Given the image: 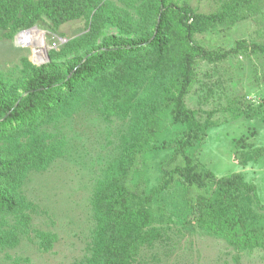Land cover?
Returning <instances> with one entry per match:
<instances>
[{
    "label": "rangeland",
    "instance_id": "obj_1",
    "mask_svg": "<svg viewBox=\"0 0 264 264\" xmlns=\"http://www.w3.org/2000/svg\"><path fill=\"white\" fill-rule=\"evenodd\" d=\"M230 1L177 3L188 4L196 13L211 14ZM142 3L98 0L89 17L56 28L39 20L32 26L41 41L38 45L19 39L20 32L32 27L14 31L0 27V83L7 91L21 92L20 84L30 64H64L110 35L140 39L146 33ZM236 11L242 18L192 36V45L214 57L233 49L237 53L215 60L194 57L184 104L205 125L206 137L187 147L186 153L217 177L238 172L254 184L252 209L263 222L264 0H253L249 11ZM95 18L101 24L96 42L75 45ZM239 41L244 47H239ZM171 92L175 87L170 81L149 71L135 90L132 108L124 115L107 117L100 102L101 85L88 83L62 103L55 117L31 131L0 139V149L14 156L21 154L22 144L39 139L51 153L40 167L27 168L21 184L14 189L16 208L12 212L0 210V264H96L103 224L94 211L95 193L122 169L145 116ZM184 129L183 123L173 121L164 110L154 140L139 157L134 179L144 183L143 195L149 197L155 219L148 227V240L136 246L128 264H264V248H236L197 225L195 197L210 195L213 185L199 188L177 179L158 191L162 167L175 158L173 141L182 137ZM259 148L263 149L260 157L244 166L239 164L237 151L254 158Z\"/></svg>",
    "mask_w": 264,
    "mask_h": 264
},
{
    "label": "trees",
    "instance_id": "obj_2",
    "mask_svg": "<svg viewBox=\"0 0 264 264\" xmlns=\"http://www.w3.org/2000/svg\"><path fill=\"white\" fill-rule=\"evenodd\" d=\"M252 1L232 0L216 13L202 14L188 4L178 5L177 0H142L140 9L146 33L140 39L132 41L110 35L64 64L55 61L30 64L20 84L21 92L7 91L0 83V139L31 131L55 117L62 103L88 83L101 85L100 102L107 117L124 115L132 108L135 90L149 71L174 85L175 92L165 96L163 103L145 116L122 169L95 193L94 211L103 224L96 264H128L136 246L150 236L148 227L155 216L149 197L143 195L144 183L134 178L139 157L154 140L164 110H168L173 121L183 123L185 129L182 137L173 141L176 156L162 167L158 191L177 179L199 188L213 185L210 195L195 197L193 208L197 225L225 238L236 248H264V220L260 222L252 209L256 199L255 185L246 182L238 172L217 177L186 153L187 147L206 137L205 125L198 122L194 112L184 104L194 57L215 60L237 53V49H233L214 57L200 46L192 45V36L242 18L236 10L246 8L249 11ZM97 5L98 0H0V27L14 31L45 20L56 28L68 21L89 17ZM100 25L96 18L93 19L89 31L75 45L94 44ZM237 44L244 47L243 41ZM262 151L256 149L254 158L243 151H237L235 156L244 166L260 157ZM20 152L19 156H14L0 149V210L7 212L17 206L14 189L21 184L27 168L40 167L51 158L43 139L25 142Z\"/></svg>",
    "mask_w": 264,
    "mask_h": 264
},
{
    "label": "bare ground",
    "instance_id": "obj_3",
    "mask_svg": "<svg viewBox=\"0 0 264 264\" xmlns=\"http://www.w3.org/2000/svg\"><path fill=\"white\" fill-rule=\"evenodd\" d=\"M19 39L25 40L28 43L29 42L34 43L36 45H38L41 42L38 33L34 29L21 33L19 35ZM35 39L36 40L38 39V41L35 42Z\"/></svg>",
    "mask_w": 264,
    "mask_h": 264
},
{
    "label": "water",
    "instance_id": "obj_4",
    "mask_svg": "<svg viewBox=\"0 0 264 264\" xmlns=\"http://www.w3.org/2000/svg\"><path fill=\"white\" fill-rule=\"evenodd\" d=\"M32 29H36V28H35V27H32V28H30V29H27V30H24V31L20 32V34L23 33V32H26V31L32 30ZM40 63H43V62L41 61V62H39V64H40Z\"/></svg>",
    "mask_w": 264,
    "mask_h": 264
}]
</instances>
